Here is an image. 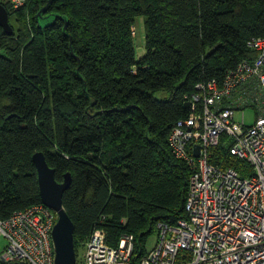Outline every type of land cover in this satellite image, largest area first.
<instances>
[{"label": "trees", "instance_id": "16d2710c", "mask_svg": "<svg viewBox=\"0 0 264 264\" xmlns=\"http://www.w3.org/2000/svg\"><path fill=\"white\" fill-rule=\"evenodd\" d=\"M10 2L0 0L14 29L0 27V218L42 203V151L58 181L71 174L63 203L77 249L96 228L113 247L132 235L139 264L159 223L187 218L194 170L169 134L198 83L257 57L247 43L264 38V0ZM227 144L223 135L212 162L250 174Z\"/></svg>", "mask_w": 264, "mask_h": 264}, {"label": "built area", "instance_id": "2783aa9c", "mask_svg": "<svg viewBox=\"0 0 264 264\" xmlns=\"http://www.w3.org/2000/svg\"><path fill=\"white\" fill-rule=\"evenodd\" d=\"M27 1L10 3L18 9ZM247 44L258 56L229 68L221 81L198 83L190 116L169 134L174 156L194 170L187 218L176 225L159 223L157 242L139 264H264V38L251 37ZM252 103L259 110L255 122L236 120V107ZM223 135L250 174L212 162ZM56 221V212L44 203L0 218V264H55ZM107 241L105 229H94L76 264H133L132 235H124L117 247Z\"/></svg>", "mask_w": 264, "mask_h": 264}, {"label": "water", "instance_id": "95a60500", "mask_svg": "<svg viewBox=\"0 0 264 264\" xmlns=\"http://www.w3.org/2000/svg\"><path fill=\"white\" fill-rule=\"evenodd\" d=\"M52 1L50 0V2ZM46 9L47 7L42 11H46ZM0 27L8 34L14 33V29L10 23L8 8L3 3H0ZM189 105L190 103H186V106ZM199 152L200 147L198 146L196 148V154L198 155ZM33 160L38 172L42 203L57 214V221L52 231L55 245V264H76L77 247L74 235L75 226L63 203L64 193L71 183V174L68 172L63 182L58 181L56 179L55 169L49 165L42 151L36 152Z\"/></svg>", "mask_w": 264, "mask_h": 264}, {"label": "rangeland", "instance_id": "374dc122", "mask_svg": "<svg viewBox=\"0 0 264 264\" xmlns=\"http://www.w3.org/2000/svg\"><path fill=\"white\" fill-rule=\"evenodd\" d=\"M136 45H137V53L138 56H142L145 54L146 48H145V28L143 24V20L139 19L138 25H137V32H136ZM162 96V94H159ZM258 106L255 103H252L248 106H241L237 108L236 113V120L242 121L244 120L246 124L250 125L253 124L258 116ZM158 239V233L151 234L146 242V248L147 250L152 249ZM84 244L77 249V253L80 255V257H83L84 253Z\"/></svg>", "mask_w": 264, "mask_h": 264}, {"label": "bare ground", "instance_id": "6f19581e", "mask_svg": "<svg viewBox=\"0 0 264 264\" xmlns=\"http://www.w3.org/2000/svg\"><path fill=\"white\" fill-rule=\"evenodd\" d=\"M251 48V47H250ZM253 49V48H252ZM256 50V49H254ZM257 51V50H256ZM258 52V51H257ZM258 56V53H257ZM256 58V57H255ZM244 61V60H243ZM240 63V62H239ZM228 103V102H227ZM241 107V106H237L236 108ZM220 145V144H219ZM232 145V141L228 139V144L226 145L227 147H230ZM242 174V173H241Z\"/></svg>", "mask_w": 264, "mask_h": 264}, {"label": "crops", "instance_id": "0c3cea01", "mask_svg": "<svg viewBox=\"0 0 264 264\" xmlns=\"http://www.w3.org/2000/svg\"><path fill=\"white\" fill-rule=\"evenodd\" d=\"M9 1V0H8ZM225 106H228V103H226V105Z\"/></svg>", "mask_w": 264, "mask_h": 264}]
</instances>
